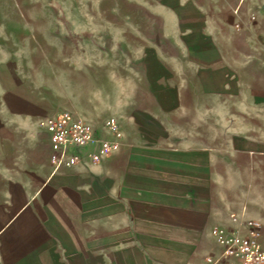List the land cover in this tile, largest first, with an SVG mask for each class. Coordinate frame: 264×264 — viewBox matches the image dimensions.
<instances>
[{
	"label": "crops",
	"instance_id": "crops-1",
	"mask_svg": "<svg viewBox=\"0 0 264 264\" xmlns=\"http://www.w3.org/2000/svg\"><path fill=\"white\" fill-rule=\"evenodd\" d=\"M104 1L0 36V264H206L232 213L264 241V0ZM52 40L108 49L99 92L90 53L64 92L13 51ZM63 107L115 118L119 148L53 171L37 120Z\"/></svg>",
	"mask_w": 264,
	"mask_h": 264
},
{
	"label": "built area",
	"instance_id": "built-area-1",
	"mask_svg": "<svg viewBox=\"0 0 264 264\" xmlns=\"http://www.w3.org/2000/svg\"><path fill=\"white\" fill-rule=\"evenodd\" d=\"M37 123L47 134L53 171L75 164L96 165L119 148L123 136L115 118L93 124L68 108L41 116ZM229 219L234 226H212L210 232L219 251L207 254L205 263L264 264L261 222L234 213Z\"/></svg>",
	"mask_w": 264,
	"mask_h": 264
},
{
	"label": "rangeland",
	"instance_id": "rangeland-1",
	"mask_svg": "<svg viewBox=\"0 0 264 264\" xmlns=\"http://www.w3.org/2000/svg\"><path fill=\"white\" fill-rule=\"evenodd\" d=\"M94 2L95 8H103L104 4H106V1L104 0H94ZM111 3L114 7L118 6V0H111ZM77 8H86L85 0H0V36L6 38L13 37V43L16 45L20 44L17 34L12 31L9 23L14 15H19L20 19L26 16L39 18L40 27L44 28L46 26V20L49 21L52 19V14L57 16L56 18L58 20L64 21L67 18L70 19V17H64L63 15L65 14L69 16L71 11ZM101 36V33H96V40L102 41ZM29 44L38 45V47L16 48L13 51L18 53L25 64L32 66L36 70L35 73H33L38 80L54 86L62 85L64 92L71 91L72 82L76 83V81H79L84 84L87 83L86 71H84L85 73L83 74L81 72L77 73L76 69L72 67L71 59L73 57L74 60V58L81 56V54L86 56L87 53H90L94 59L92 63L93 69L90 71V76L93 78L96 91L99 92L98 90H100V87H102L104 83L103 76L105 68L103 60L104 58H107L104 54L108 52V49L104 50L103 48L95 47L93 50H73L70 47V43H67L68 47L57 48L56 44L58 45L59 43L54 40L30 42ZM117 77H119L118 74ZM115 81L116 89L118 90L119 83L121 82L119 80ZM118 99L117 96L114 97L116 102ZM117 105L118 104L116 103V107Z\"/></svg>",
	"mask_w": 264,
	"mask_h": 264
}]
</instances>
